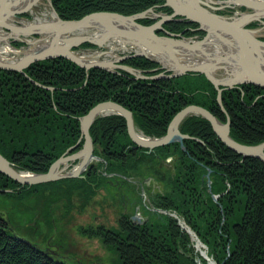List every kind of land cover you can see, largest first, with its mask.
Segmentation results:
<instances>
[{
  "label": "trees",
  "instance_id": "1",
  "mask_svg": "<svg viewBox=\"0 0 264 264\" xmlns=\"http://www.w3.org/2000/svg\"><path fill=\"white\" fill-rule=\"evenodd\" d=\"M50 1L65 21L79 20L94 12L128 16L153 8L155 12L171 13L170 8L162 7L164 0ZM155 21L137 22L151 25ZM197 27L185 21L163 25L164 30L183 32L185 37L203 34L196 31ZM123 64L149 75L161 71L157 63L145 58H129ZM221 96L226 114L217 103L215 88L202 74L137 80L122 70L86 71L61 57L35 62L25 75L0 69V154L17 170L47 172L79 140V118L104 101H114L131 111L136 128L147 137L165 135L177 112L197 105L222 123L228 117L230 136L236 142H264V89L243 85L223 91ZM180 132L190 137L183 141V149L174 143L147 153L132 143L122 117L98 118L89 133L94 154L101 160L90 166L85 178L21 186L0 174V190H10L0 193V197L6 206L7 199L23 201L32 195L41 197L44 188L66 187L62 192L67 197L79 195L86 204L98 189L111 187V179L119 174L125 178L149 176L163 185L162 192L149 196L153 207L183 217L216 264H264V163L228 149L217 139L209 122L200 117L185 119ZM168 157H173L172 167L162 169L160 163ZM208 171L210 192L204 177ZM125 178L123 182L130 189L126 188L135 194ZM211 195L218 196L217 202ZM136 197L132 199L140 203L139 195ZM146 213L147 221L142 224L133 223L129 215L122 214L116 227H97L90 232L84 229L81 234L98 237L117 256L118 264H198L190 236L175 219L167 215H157L155 219L153 212ZM44 223L50 224V219ZM200 263L206 264L203 259ZM0 264L76 263H67L58 255L19 240L0 216Z\"/></svg>",
  "mask_w": 264,
  "mask_h": 264
},
{
  "label": "water",
  "instance_id": "2",
  "mask_svg": "<svg viewBox=\"0 0 264 264\" xmlns=\"http://www.w3.org/2000/svg\"><path fill=\"white\" fill-rule=\"evenodd\" d=\"M38 0H0V30L6 36L0 41H19L28 44L24 37H37L34 42H44L40 48L21 52L14 62L0 59V69L20 72L25 75V70L33 63L57 57L64 58L85 69H100L108 72L123 70L134 79H171L179 78L186 74H203L213 85L217 92V103L222 112L226 114L222 105L221 94L223 90H230L244 84L264 89V41L255 34L259 27L249 29L246 26L258 22L264 27V0H164L163 6L171 9L170 14L155 13L153 8L143 12L124 16L111 12L90 13L79 20H62L53 9L51 1L46 0L53 18L49 21L14 23L15 19L28 14ZM240 5L247 9L240 16L242 19L227 17L216 12L231 8V4ZM226 3V4H223ZM147 18H156L151 25H142L137 21ZM172 21H186L198 24L199 31L205 33L202 39L193 40L185 38L183 33L174 34L163 29V24ZM79 31L86 33L79 34ZM161 31L164 35H157ZM97 33V34H95ZM214 39L219 43L213 42ZM112 40L119 41L133 50L131 55L116 56L110 60L85 61L76 53V48L82 44H91L97 48ZM216 52L208 49L215 48ZM208 48V49H207ZM108 51H99L98 56H106ZM197 53L198 57H192ZM99 57V58H100ZM132 57H143L158 63L163 72L155 76H145L141 71L133 69L122 63ZM187 59H184V58ZM222 71V76L217 72ZM117 115L125 120L127 134L137 148L146 149L148 152L162 146L179 143L183 147V140L189 139L188 135L179 130L181 123L188 117L199 116L209 122L217 139L231 151L242 157H250L264 163V142L257 145H244L230 137V122L221 123L208 110L197 106L188 105L175 114L170 121L165 135L159 138H149L137 134L133 114L131 111L114 101H104L93 106L84 116L79 118L82 147L72 153L75 146L69 148L61 157L54 161L45 173H28L19 171L0 154V174L5 175L21 186H33L56 182L63 179L83 178L82 174L90 166L91 159L100 160L93 154L94 145L89 133L93 123L100 117ZM84 161V163L82 162ZM82 162L77 171H72ZM90 163V164H89ZM85 166V168H84ZM70 168V170H69ZM67 171V173H63ZM209 172L205 175L208 179L210 190ZM151 178L145 179L148 184ZM3 192H10L5 190ZM216 201L217 196H212ZM2 217V216H1ZM9 225L8 219L2 217ZM133 222L142 223L140 215L131 216ZM11 231L12 228L9 227ZM19 240L26 242L18 237ZM29 244L28 242H26Z\"/></svg>",
  "mask_w": 264,
  "mask_h": 264
},
{
  "label": "rangeland",
  "instance_id": "3",
  "mask_svg": "<svg viewBox=\"0 0 264 264\" xmlns=\"http://www.w3.org/2000/svg\"><path fill=\"white\" fill-rule=\"evenodd\" d=\"M219 1H226V0H219ZM230 6L231 8H227L226 11H221L223 15L227 17H236L238 16V14H242L247 11L246 8L241 7L240 5L237 4H231ZM162 7L165 6L162 5ZM38 9L39 11L45 14V16L42 17V22L51 20V16H50L51 9L49 8L46 0H43L42 5H39ZM155 13H160V12H155ZM161 13H165V12H161ZM25 19L34 21L35 17L29 14L28 12V14L22 15L21 18L15 19L14 23L25 21ZM257 27L260 28L262 27V25L259 24L258 22H252L247 26V28L249 29H254ZM156 34L159 36L164 35V33L162 32L161 34H158L156 32ZM204 35L205 33L203 32V34L201 35L193 34L191 36L185 37L183 33V36L185 38H191L193 40L202 39ZM260 37H261L260 39L264 40V29H263V34H261ZM36 38L37 37H24L23 39L28 44L15 41L23 44L20 47L14 46L13 43L15 42H10V45L14 50L25 52L31 49V44L29 43L34 42ZM38 43L43 44L44 42L38 41ZM108 43H106L103 48H97L93 45L83 46L84 44H82L80 47L76 48L75 50L76 53L80 56H83L85 53L109 51ZM0 46H1V42H0ZM208 50L212 51V48ZM130 51L131 49L125 46V48L113 50V56L112 55L106 57L102 56L99 58V60H103V59L110 60L115 58L116 56L130 55L129 53ZM17 55L16 54L13 55L12 53H10L5 58L15 59L13 60L14 62L19 57H21ZM192 57L197 58L198 54L193 53ZM138 58H143V57H138ZM184 59L187 58L185 57ZM141 72L145 76H155V74L149 75L144 73L143 71ZM162 72L163 69H161V71L156 75ZM217 74L220 76L221 74H223V72L218 71ZM159 79H164V78H159ZM171 79H175V78H171ZM137 80H141V79H137ZM152 80H157V79H152ZM194 117H199V116H194ZM149 138H153V137H149ZM80 144H81L80 146L81 148L83 144V140H80L78 146ZM179 146L182 149L184 147V146L182 147L180 144ZM147 153H149L148 150ZM172 158L173 157H168L167 159L161 161L160 165L162 169H168V168L170 169L172 167V163H173ZM100 160L93 161L91 166L97 165L100 162ZM89 168L90 166L86 169V171ZM85 172L82 174L83 178H85ZM101 173L105 174L104 171ZM108 177H112V174H108ZM116 177L117 178L115 179L113 178L111 179L112 180V182L110 181L111 187L104 186L101 189H98L94 197H92V199L86 204H84V202L78 197L79 195L77 196L72 195L70 197H67L62 192L63 190L66 189V187L44 188L41 191V197H38V195L36 196L32 195L23 201L7 199L8 205L6 206L3 204L4 199L0 197V215L6 218V220L8 219L9 227L12 228L13 231L17 235H19L21 239L36 245L38 248L42 250L49 251L50 254L52 255L57 254L62 260H64L67 263L74 262L76 264H118L117 256L113 252L105 248L98 237L81 234V231L85 229L86 231L90 232L92 230H95L97 227H103L105 229L116 227L118 224V219H120V216L122 214H127L130 217L135 214H138L140 215L141 221H144L148 217V214L146 213L147 210L150 212H154L153 211L154 207L149 197L150 194H154L156 192H162L163 185L155 181L154 178L149 176L146 178H134L133 176L129 178H125V176L123 177L122 175L119 174ZM123 178H125L131 185H133L132 187L133 189H135V194L132 193V191L131 192L128 191L130 187L128 188L127 185L123 182ZM147 178H151L148 184L145 183V179ZM5 190H0V193H3V191ZM137 194L139 195L140 203L137 202L138 199L137 200L132 199V198L136 199ZM53 198H57V200L52 202ZM46 205H47V209H46ZM47 213H48V218L50 219V224L44 223L45 219H48L46 217ZM157 215L160 216L162 215V213H153L152 217H155V219L157 217L158 219ZM175 220L177 222V225L179 223V225L181 224V226H185V221L183 217H181L179 214H177ZM196 260L198 261V258Z\"/></svg>",
  "mask_w": 264,
  "mask_h": 264
},
{
  "label": "bare ground",
  "instance_id": "4",
  "mask_svg": "<svg viewBox=\"0 0 264 264\" xmlns=\"http://www.w3.org/2000/svg\"><path fill=\"white\" fill-rule=\"evenodd\" d=\"M206 1H208V2H210L211 0H206ZM42 3H43V0H38L35 4H34V6L30 9V11H29V14H31V15H33L34 17H35V19H34V22H42V17H44L45 16V14L43 13V12H41V11H39V9H38V6L39 5H42ZM232 2H228V4H231ZM233 4V3H232ZM50 16H51V19L54 17L53 16V14H52V12L50 13ZM235 18H239V19H242V17L240 16V14H238V16H236ZM24 25H27L28 24V22H26V21H21ZM263 29H264V27L263 28H260V30H255L254 31V33L255 34H258V35H261V34H263ZM79 34H81V33H86V31H79L78 32ZM95 34H97V33H95ZM4 36H6V34L3 32V31H1L0 30V38L1 37H4ZM1 42V46H0V59L1 60H5V61H9V62H13V60H15V59H9V58H5L8 54H10V53H12L13 55L14 54H18L19 56H21V52H24V51H17V50H14L12 47H10L9 45H8V42H7V40H4V41H0ZM213 42H215V43H219V41L218 40H216V39H214V41ZM29 44H31V49H29V50H27V51H25V52H29V51H32V50H35V49H38V48H40V46H42V43H38V42H30ZM125 46L126 45H124L123 43H121V42H119V41H116V40H112V41H110L109 43H108V53H107V55L106 56H109V55H112L113 56V50H116V49H122V48H125ZM129 47V46H128ZM216 49L218 50V48H217V46L214 48H212V51L213 52H216ZM17 55V56H18ZM105 56V57H106ZM99 57L100 56H98V52H91V53H85L83 56H81V58L83 59V60H85V61H95V60H99ZM103 60H107V59H103ZM137 134L139 135V136H143L139 131H137ZM94 161V159H91V162L90 163H92ZM83 163H84V161H82ZM82 162L80 163V164H78V166L77 167H75L72 171H69L70 173H72L73 171L75 172V171H77V169L82 165ZM89 163V164H90ZM84 168H85V166H84ZM63 173H67V171L65 170V172H63ZM23 175H25V176H27V172H24V174ZM171 212H173V211H171ZM147 221V218L144 220V221H141L142 223L143 222H146ZM136 223V222H135Z\"/></svg>",
  "mask_w": 264,
  "mask_h": 264
},
{
  "label": "flooded vegetation",
  "instance_id": "5",
  "mask_svg": "<svg viewBox=\"0 0 264 264\" xmlns=\"http://www.w3.org/2000/svg\"><path fill=\"white\" fill-rule=\"evenodd\" d=\"M220 13V12H219Z\"/></svg>",
  "mask_w": 264,
  "mask_h": 264
}]
</instances>
